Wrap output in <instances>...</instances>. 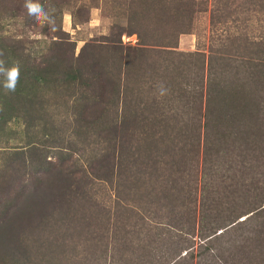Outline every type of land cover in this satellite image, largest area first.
<instances>
[{
	"label": "trees",
	"instance_id": "16d2710c",
	"mask_svg": "<svg viewBox=\"0 0 264 264\" xmlns=\"http://www.w3.org/2000/svg\"><path fill=\"white\" fill-rule=\"evenodd\" d=\"M19 3L21 6L22 3H25V0H20ZM160 7H164V5ZM134 8L137 9L136 7ZM59 10L53 15H58ZM215 11L216 9L213 10L211 15L213 32L220 24L225 22L233 24L234 19L230 17V14L227 16L224 13L216 14ZM17 12H22L19 14L25 16L28 25L38 22L34 16H30L27 10L22 7H19ZM175 12H178L174 16L175 20L183 22L187 20L188 15L180 13L182 12L181 8H177ZM142 17L139 15V20H141L139 24L141 25H138L134 32L145 43L147 36L160 34L163 27H160L159 23L155 27H150L151 14L143 13ZM224 18L226 19L224 20ZM227 18H229V21ZM51 21V23H46L44 28L46 30L52 29V33L59 37L58 42L54 43L57 50L58 47L62 49L61 47L63 46H59V42L63 37L62 35L65 34L61 29L59 20L56 25L53 24L55 21L52 18ZM223 27V29L219 27L221 32L218 33L219 35L217 34V38H229L232 41L231 43H237L238 50L250 51L251 53L256 50L258 53L257 46L264 45V37L262 35L257 40L255 38L251 39L244 32L241 34L236 27V18L235 23L232 25L233 28L226 29L225 26ZM147 33L150 34L147 35ZM21 41L22 39L14 36L0 35V52H3L2 58L6 61V64L10 66L13 61H19L20 63L19 86L25 83L26 80L30 81V83L32 80H39L35 75L32 77L29 74L30 71L34 69H49L45 63L47 62L46 60L44 61L43 59L44 62H36L35 57L31 58L32 53L30 51L27 52L28 48L21 44ZM113 43L116 42L113 40ZM176 43L158 40L153 44V47H157L158 51H174ZM61 44L69 45V41H61ZM102 44H109V47H114L117 50L120 48L113 46L108 41L99 43L100 46ZM91 46L93 45L88 47ZM88 47H84L83 51L88 50ZM170 47L174 48L167 49ZM69 51L70 49L64 50L65 55L61 56V58L66 59L69 57ZM140 51L144 50L141 49ZM260 52L262 55H257L256 53L251 58L246 53L239 52L242 56L241 61L248 64V66H244L247 69L233 70L231 82L226 78V75L231 73L224 74V71L219 70L222 73L218 74L217 71H213L212 82L206 88L205 85L201 84L204 81V60L199 62L198 66L200 69L196 70L183 69L184 67L163 69V67L168 65V62L162 61L163 59H159V63L154 62L153 64L149 62L148 65L151 69H139V72L138 69H131L134 76H129V87L137 90L140 88V90L136 92L138 95H135L138 97H131L134 101L130 99L126 101L128 97H125L123 101V106L125 107L120 112L123 117L128 112V117L126 118L127 121H124L122 126L119 127V150L116 153L118 157L116 162L118 164H114L116 170L113 173L109 168L101 167L97 169V171H104L103 175L109 176L111 182L114 179L116 187L114 209L112 208L113 204L108 203L107 208L101 204L102 208H100L99 214L93 216L90 212H93L94 209H92L91 205L86 204L91 207V210L87 214L84 211L81 216L84 228L88 226L93 235L97 233V239L100 236V232L95 226L101 228L108 226L107 228L109 229V227L115 225V229L111 232V239H117L118 241L117 243L115 242L116 255H114V258L119 260V264H177V261L193 258L194 254L191 252L193 249V231H191V227L193 225H191L190 213L192 211L196 213L193 207L196 186L194 187L190 184L187 187L186 179L190 174L184 168L183 161H185V156L190 153V148H187V144H191L192 152L197 151V140L200 139L199 134L202 127L205 137V154L211 146L208 139H221L228 147L239 150H255L256 152L260 149L259 153L262 151L264 153L263 146H256L258 137H256L257 132H254V128L258 127L264 137V51L260 50ZM9 55L12 60L9 59ZM61 58L60 60H62ZM131 59H128V61ZM93 62L101 68L106 66L103 60L99 62V58L95 54L93 55ZM119 70L124 74V77H128L130 69ZM209 70L211 72V69ZM56 74L59 76L58 85L56 86L68 92L70 90L71 93L69 92L68 95L75 97V99L73 98V107L78 117L82 119L79 120L81 126H84V120L87 121L89 114L99 118L104 116L105 112H109L107 90L102 91L100 94L98 93V98L91 97L92 99L90 100L89 95L93 91V87L84 81V79L90 80L106 88L109 85L115 87L109 69H59ZM208 80L210 81V78ZM194 89H198V92L195 93ZM2 90L3 87L0 80V99L2 96L1 102L5 106L12 99H15L13 102L17 103L20 109L24 102L30 104L31 97L27 99V96L21 95L22 90L20 87H17L14 93H2ZM116 91L114 90V93ZM153 92L159 94V99H157L156 95L149 97V94ZM141 94L142 96H140ZM151 102L159 110L155 112L157 115L149 116L142 112V116L140 111L146 109L148 103ZM12 113L13 111L9 112L8 118H3L0 124L2 127L10 120L9 117L14 115ZM201 114L204 117V125L198 121V116L202 117ZM23 118H26L25 115ZM25 120L29 127L31 121L29 119ZM115 129H118L117 124ZM197 129L198 133H195ZM169 144L170 146H168ZM84 148L86 149V147ZM31 150L37 152L36 147ZM226 153L228 154V151ZM31 154L28 163L32 165L30 172L24 171L23 175L14 173L16 169H26L28 166L25 158L21 159L15 154V159L10 161L15 163V165H9L8 168L14 172L6 169V179H2V183H0V190L3 192L0 199L2 200L4 197L9 196L8 198H11V201L14 200V202L10 201L6 213L0 221V264H20L29 247L28 243L36 242L42 247L43 241L41 237L43 234H46L48 241V245L45 246L48 250L47 264H62L64 260L65 264L69 260H76L78 264H110L114 259L111 253L110 256L106 254V260L103 259L101 263L99 262L100 253H98L97 257L96 254H93L92 262L88 263L83 259L87 260L90 257L82 255V250L78 251V253H70L64 258L61 257V250L59 252L55 250V246L57 247L61 244L65 248L68 240L65 234L67 232L66 226H68L66 217L68 212H72L68 209L65 212L67 213L66 215L56 216L61 209L72 205L69 204V200L67 207L61 202H55L57 197L55 194H59L55 187L65 186L69 190L72 187L70 195L71 193L77 194L81 186L79 187L75 184L79 183L78 180L81 173L85 170L82 169L84 165H81L84 162L83 155L85 151L81 153L82 157L79 156L78 159H72L70 154H59L55 160L47 162L50 164L48 168L41 166L36 153L34 155L31 151ZM245 157L240 159V163L241 160L244 163L242 167H246ZM42 160H45V156L42 157ZM260 160L264 164V159L260 158ZM77 161H80V164H77ZM100 161L103 160L100 159ZM200 161L198 153L194 152L195 166L193 168H197ZM202 162L204 165L206 157ZM257 162L259 163V159ZM35 164L39 166L33 168ZM93 177L97 179L100 176L98 174ZM193 180L194 178H190L188 182ZM247 191L245 190V193ZM47 193H49L48 197L46 196ZM84 202L94 205V201L90 200V198L85 199ZM260 202L261 205H253V208L251 207L252 209L247 212L252 213L242 220H238L240 215L233 214V207L229 209V205L226 207L227 202L223 203V209L226 207L227 210L224 214H212L210 217L200 213L198 231L201 233L202 241L199 246H205V250L212 249L216 246L209 243L217 240L223 245L222 247H224V243L228 244L226 247L228 252L229 249L231 251V247L237 249L239 253L238 259L235 254L231 253L222 258L220 257L224 264H233L235 262L247 264V260L248 264L253 262L255 264H264V206H262L264 199ZM83 208H85V205H83ZM49 211L50 213L48 214ZM47 214L48 218L45 219ZM84 214L86 215L85 218ZM120 217L121 221L119 222ZM115 222L116 224H113ZM41 225L42 227L40 228ZM236 226H239L242 232L239 231L230 235L232 233L230 230H234ZM31 228H33L31 233L25 236V231ZM253 231L255 234L251 235L250 233ZM227 233L230 237L225 238ZM113 234H115V238L112 236ZM50 237L51 239H49ZM232 242L234 246H232ZM217 247L219 248V246ZM119 248H121L120 258H118ZM162 257L165 258L162 259ZM169 257L172 259L170 262L168 261Z\"/></svg>",
	"mask_w": 264,
	"mask_h": 264
},
{
	"label": "rangeland",
	"instance_id": "374dc122",
	"mask_svg": "<svg viewBox=\"0 0 264 264\" xmlns=\"http://www.w3.org/2000/svg\"><path fill=\"white\" fill-rule=\"evenodd\" d=\"M19 2L20 0H0L1 34L22 39L21 44L28 48L27 52L30 51L32 53L31 58L35 57L36 62L43 61V59L44 61L46 60L47 62L45 63L49 69H34L29 74L32 77L33 75L37 76L39 80H32L31 83L26 80L21 86L18 84L17 87L22 90L21 95L27 96V99L31 97L30 104L24 102L20 109L17 103L13 102L15 99H12L5 106L1 102L3 99L1 96L0 124L3 118L9 115V112L13 111L14 115L9 117L10 120L3 127L0 125V183H2V179H6L5 171L9 168V165H15V163L10 162L15 159V154L21 159L25 158L28 164L32 151L34 155L36 153L41 166L48 168L50 164L47 162L55 160L59 154H70L72 159H78L79 156L82 157L81 153L85 151L83 155L84 162L81 164L84 165L82 169L85 170L81 173L78 180L79 183L75 184L79 187L81 186L77 194L71 193L70 195L72 187L70 190L66 189L65 186L55 187V190L59 191V194H55L57 195L55 202H61L65 207L69 204L72 205L61 209L59 214H56L58 217L66 215L67 213L65 212L68 209L72 211L68 212L66 217L68 226H66L67 232L65 234L68 240L65 248L61 244L60 246H55V250L57 252L61 250L62 258L67 257L70 253H78V251L82 250V255L90 257L87 260L83 259L88 263L92 262L93 254H96L97 257L98 253H100L99 262L101 263L103 259L106 260V254L110 256L111 253L113 258L116 255L114 248L115 242L117 243L118 241L117 239H111V232L115 229V225L109 227V229L107 228L108 226L101 228L94 225L100 232L98 240L96 238L98 236L97 233V235H93L88 226L84 228L81 216L84 211L87 214L91 210V207L87 205H91L92 209H94L93 212H90L93 216L99 214L100 208H102L101 204L105 208L108 207V203L113 204L112 208L114 209L116 188L114 179L111 182L109 176L103 175L104 171H97V169L105 167L111 169L113 173L116 170L114 164H118L116 162L118 158L116 153L119 150V127L122 126L124 121H127L126 118L128 117V112L123 117L120 111L125 107L123 106L125 97H128L126 101L129 99L134 101L131 97H138L135 95H138L136 92L140 90V88L137 90L129 87V76H134L131 69H138V72L139 69H151L148 65L149 62L153 64L154 62L159 63V59H163L162 61L168 62V65L163 67V69L184 67L183 69L196 70L200 69L198 66L199 62L204 60V81L201 84L205 85V88L212 82L213 71H217L218 74L222 73L219 70L224 71V74L231 73L226 75L227 80L231 82L233 70L247 69L244 66H248L247 63L241 61L242 56L239 52L246 53L250 58L257 52L256 50L253 53L238 50L237 43H231L232 41L229 38H217V34L221 32L219 27L221 29L224 28L223 26L226 29L233 28L232 25L235 23L236 18V27L241 34L244 32L251 39L255 38L257 40L261 38L260 35L264 37V0H38L45 11L52 16V20L55 21L53 24H58V20L61 24V29L65 35H62L63 37L59 42V46L63 47H61L62 49L58 47V50L55 43L58 42L59 37L52 33V29L46 30L44 28L45 24L41 25L37 22L36 24L28 25L25 16L19 14L22 12H17L19 7L24 8L25 4L22 3L20 6ZM163 5L164 7H160ZM15 7L17 8L15 9ZM177 8H181L182 12L180 13L188 15L185 22L174 19V16L178 13L175 12ZM214 9H216V14L224 13L226 16L230 14V17L234 19L233 24L225 22L218 25L213 32L211 15ZM57 10H59V14L53 15ZM143 13L152 15L151 28L158 23L160 27H163L160 34L147 36L145 43L134 32L138 25H141L139 24L141 22L139 15L142 17ZM227 20L229 21V18ZM66 40L69 41V45H62L61 41ZM113 40L116 43H113ZM158 40L173 44L177 42L175 48H167H174V51H158L157 47H153V44ZM105 41L120 48L117 50L114 47H109V44L99 45V43ZM89 45L93 46L88 47ZM84 47H88V50L83 51ZM252 47L254 48V46ZM257 47V55H260V50L264 51V45ZM67 49H70L69 57L62 59L61 56L65 55L63 51ZM141 49L144 51H140ZM94 54L99 58V62L103 60L106 65L104 68L98 67V64L93 62ZM130 58L132 59L128 61ZM9 59L12 60L10 55ZM59 69H109L115 87L112 85L107 86V88L101 87L98 83L84 79L86 84L93 87V91L89 95L90 100L93 97L98 98V93L100 94L102 91L107 90L109 112H105L104 116L99 118L89 114L87 121L84 120V126H81L79 120L82 119L78 117L73 107V98L75 99V97L68 95L70 90L68 92L56 86L58 85L59 77L56 71H59ZM119 69H123V71L124 69H130L128 77H124V74ZM209 69H211V72ZM209 78L210 81L208 80ZM3 79V77H0L1 84H3ZM205 88L203 89L205 90ZM114 90H117L116 93H114ZM194 90L195 93L198 92V89ZM2 93H6L4 88ZM151 95H156L157 99H159L158 93H150V98ZM204 100L205 98L202 101L204 102ZM157 111L159 110L151 102L148 103L146 109L140 111V114L142 115L143 112L149 116H156L155 112ZM24 115L26 118H23ZM201 115L202 117L198 116V121L204 125V117L203 114ZM25 119L31 121L29 127ZM144 121L147 122L146 120ZM116 124L118 129H115ZM254 129V132H257L256 137H258L256 146L261 145L264 147V137L261 129L258 127ZM203 131L202 127L199 134L200 139L197 140V151H194L198 153V157L201 160L198 163V167L193 168L195 164L191 144H187V148H190V153L184 159L187 162L183 161L184 168L190 174V177L187 176L188 178L186 179L187 187L190 184L194 187L196 186V190H194L196 192L195 206L192 204L196 213L193 211L190 213L191 225H193L191 227V231H193V249L191 252L194 256L192 259L177 261V264H222L220 257L222 258L230 253L235 254L238 259L239 253L237 249L231 247V251L229 249L228 252L226 250L228 244L224 243V247H222L223 245L217 240L209 243L216 246L215 248L205 250V246H199L202 241L201 233L198 231L200 213L210 217L212 214H224L227 211L226 207L229 205L228 209L233 207V214L240 215L238 220H242L252 213L247 212L253 208V205H261L260 201L264 199V164L260 160V158L264 159L263 151L259 153L260 149H258V152L255 150L248 151V149L239 150L228 147L221 139H208L211 146L205 154ZM195 133H198V129ZM162 138L167 139L165 137ZM35 147L37 152L31 150ZM227 151L228 154L226 153ZM43 156H45L44 161L42 160ZM205 157L206 162L203 165L202 160ZM244 157L246 158V167H242L244 164L243 160L240 163V159ZM100 159L103 161H100ZM258 159L259 163L257 162ZM77 164H80V161H77ZM31 166L28 164L26 169H16L15 172L12 169L8 170L23 175L24 171L30 172ZM38 166L35 164L33 168ZM98 174L99 178L93 177ZM190 178H194V180L188 182ZM245 190L248 191L245 193ZM2 193V190H0V197ZM48 195L49 193L46 196L48 197ZM8 197L0 199V221L10 205L11 198ZM87 198L93 200L94 205L85 203L84 201ZM11 202H14V200ZM225 202H227V205L223 209V203ZM83 205H85V208H83ZM78 206L80 207L78 208ZM262 206H264V203ZM48 214L45 219L48 218ZM85 214L84 218L86 217ZM120 221L121 217L119 218ZM113 224H116V222ZM251 227L253 228L252 225ZM32 230L33 228L26 230L25 236H28ZM230 231L232 232L230 235H232L239 231L242 232V229L236 226L234 230ZM250 234L254 235L255 232L253 231ZM230 235L228 236L227 233L225 238L230 237ZM112 236L115 238V234ZM41 239L43 241L42 247L36 242L28 243L29 247L22 260L23 262L20 261V264H38L39 262L40 264H47L48 250L45 246L48 245V241L46 234H43ZM232 246H234L233 242ZM121 248H119L118 258H120ZM127 255L129 256V254ZM164 258L162 257V259ZM170 260H172L171 257L168 258L169 262ZM62 264H65V260ZM66 264H78V261L69 260ZM110 264H119V260L114 258ZM233 264L239 263L235 262ZM252 264L255 263L253 262Z\"/></svg>",
	"mask_w": 264,
	"mask_h": 264
},
{
	"label": "clouds",
	"instance_id": "9594fccd",
	"mask_svg": "<svg viewBox=\"0 0 264 264\" xmlns=\"http://www.w3.org/2000/svg\"><path fill=\"white\" fill-rule=\"evenodd\" d=\"M24 8L27 10L28 14L34 16L41 25L52 22L49 13L45 11L38 0H25ZM3 55V52H0V76L4 78L2 87L5 89L6 93H14L20 83V63L19 61H13L12 64L8 66L6 61L2 58Z\"/></svg>",
	"mask_w": 264,
	"mask_h": 264
}]
</instances>
